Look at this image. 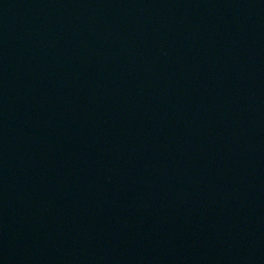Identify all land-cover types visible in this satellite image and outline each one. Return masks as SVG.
<instances>
[{
	"label": "water",
	"instance_id": "obj_1",
	"mask_svg": "<svg viewBox=\"0 0 264 264\" xmlns=\"http://www.w3.org/2000/svg\"><path fill=\"white\" fill-rule=\"evenodd\" d=\"M0 264H264V0H0Z\"/></svg>",
	"mask_w": 264,
	"mask_h": 264
}]
</instances>
